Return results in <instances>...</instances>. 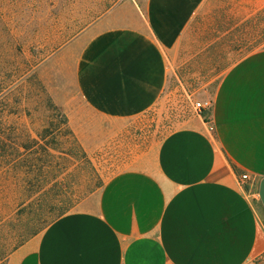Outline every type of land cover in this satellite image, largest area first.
Segmentation results:
<instances>
[{
	"label": "crops",
	"instance_id": "crops-1",
	"mask_svg": "<svg viewBox=\"0 0 264 264\" xmlns=\"http://www.w3.org/2000/svg\"><path fill=\"white\" fill-rule=\"evenodd\" d=\"M262 8L264 0H120L60 47L48 62L68 58L64 106L76 97L95 117L125 120L169 89L210 106L0 264H264L252 194L264 176V48L231 59L240 50L232 17L245 22Z\"/></svg>",
	"mask_w": 264,
	"mask_h": 264
},
{
	"label": "rangeland",
	"instance_id": "rangeland-1",
	"mask_svg": "<svg viewBox=\"0 0 264 264\" xmlns=\"http://www.w3.org/2000/svg\"><path fill=\"white\" fill-rule=\"evenodd\" d=\"M118 1L0 0V260L61 214L84 207L134 154L206 109L195 110L198 98L180 89L125 120L95 117L76 97L63 105L69 61L48 59ZM235 19L232 48L240 50L232 60L264 48V8L245 22ZM258 183L252 194L264 222ZM43 196L41 209L26 207Z\"/></svg>",
	"mask_w": 264,
	"mask_h": 264
},
{
	"label": "built area",
	"instance_id": "built-area-1",
	"mask_svg": "<svg viewBox=\"0 0 264 264\" xmlns=\"http://www.w3.org/2000/svg\"><path fill=\"white\" fill-rule=\"evenodd\" d=\"M210 106V102L209 101H195L193 103V107L195 110H197L198 112L205 109V108H208ZM250 176L247 174V173H242L240 175V180L242 181H251L250 180Z\"/></svg>",
	"mask_w": 264,
	"mask_h": 264
},
{
	"label": "trees",
	"instance_id": "trees-1",
	"mask_svg": "<svg viewBox=\"0 0 264 264\" xmlns=\"http://www.w3.org/2000/svg\"><path fill=\"white\" fill-rule=\"evenodd\" d=\"M44 195V194H43ZM46 195V194H45ZM46 198L43 196V198L40 200V198H37V199H35V200H30V201H28L27 203H26V207L28 206H31V205H33V204H37V207H38V209H41V207H42V203L45 201L46 202ZM26 202V199H25V201L23 200L22 202H21V205H23L24 203ZM16 247H14L13 249H15Z\"/></svg>",
	"mask_w": 264,
	"mask_h": 264
},
{
	"label": "water",
	"instance_id": "water-1",
	"mask_svg": "<svg viewBox=\"0 0 264 264\" xmlns=\"http://www.w3.org/2000/svg\"><path fill=\"white\" fill-rule=\"evenodd\" d=\"M258 196L264 208V176L260 179L258 183Z\"/></svg>",
	"mask_w": 264,
	"mask_h": 264
}]
</instances>
